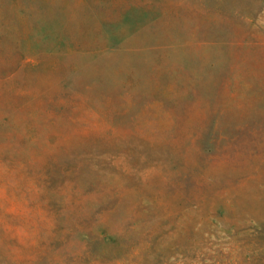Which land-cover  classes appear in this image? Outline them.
Masks as SVG:
<instances>
[{
    "label": "rangeland",
    "instance_id": "rangeland-1",
    "mask_svg": "<svg viewBox=\"0 0 264 264\" xmlns=\"http://www.w3.org/2000/svg\"><path fill=\"white\" fill-rule=\"evenodd\" d=\"M0 264H264V0H0Z\"/></svg>",
    "mask_w": 264,
    "mask_h": 264
}]
</instances>
